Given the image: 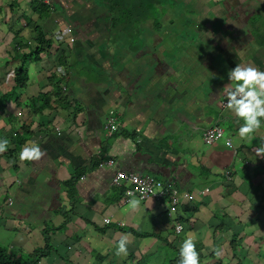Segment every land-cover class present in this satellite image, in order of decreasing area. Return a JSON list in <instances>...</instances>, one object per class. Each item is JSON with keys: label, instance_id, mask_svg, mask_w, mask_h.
<instances>
[{"label": "crops", "instance_id": "crops-1", "mask_svg": "<svg viewBox=\"0 0 264 264\" xmlns=\"http://www.w3.org/2000/svg\"><path fill=\"white\" fill-rule=\"evenodd\" d=\"M39 1H0V138L10 141L0 154V226L8 244L20 241L15 253L47 245L36 264H141L156 254L165 263L188 236L204 262L213 255L235 264L236 254L264 264V159L254 152L264 127L251 143L241 140L243 121L222 105L238 63L264 71V0H185L198 10L188 19L167 0H52L47 13ZM64 24L76 40L56 47ZM37 28L52 46L28 62L27 85L14 89ZM65 73V99L54 96L35 112L29 100L50 97ZM11 91L18 100L5 98ZM110 111L119 131L108 136ZM211 126L226 136L206 145L202 133ZM20 136L26 141L16 145ZM32 142L46 155L21 162ZM107 158L112 167L97 165ZM116 171L151 175L191 198L170 215L153 198L132 211L111 183ZM122 234L128 252L116 256Z\"/></svg>", "mask_w": 264, "mask_h": 264}, {"label": "clouds", "instance_id": "clouds-1", "mask_svg": "<svg viewBox=\"0 0 264 264\" xmlns=\"http://www.w3.org/2000/svg\"><path fill=\"white\" fill-rule=\"evenodd\" d=\"M230 81L223 88L226 97V104L223 106L230 111L240 124L238 132L241 140L251 143L254 140V133L264 127V71H261L251 64L238 63L234 69L228 72ZM227 146L231 142L225 140ZM10 145L7 138H0V154L5 153ZM255 155L264 159V144L254 149ZM46 152L35 142L31 146H25L20 154L21 162H38ZM146 189L141 190L138 198L135 193L128 192V206L130 210L136 211L140 207L141 200L145 198ZM152 200V197H151ZM176 230L182 231V225H177ZM128 234H122L118 240L115 255L126 256L128 252ZM219 256V252L215 253ZM179 264H200V253L196 250V244L192 238H185L179 249Z\"/></svg>", "mask_w": 264, "mask_h": 264}, {"label": "built area", "instance_id": "built-area-1", "mask_svg": "<svg viewBox=\"0 0 264 264\" xmlns=\"http://www.w3.org/2000/svg\"><path fill=\"white\" fill-rule=\"evenodd\" d=\"M40 1L43 4L49 6L51 9H53L52 0H40ZM75 40L76 39L74 37L72 26H70L69 24H64L61 26V32H59V35L55 37L54 45L56 47L59 46V43L61 41H66L67 43L72 44L75 42ZM66 79H67V73H65L61 77V80H63L64 83L66 82ZM62 90L63 91L67 90L66 83L62 85ZM224 104H226V97L222 101V105ZM104 128L108 136H111L112 134H115L119 131V127L116 123V116L113 111H110L108 115L106 116L105 122H104ZM58 129L59 128H57V130ZM225 136H226V133H225L224 128H222L221 126H211L203 131L202 141L206 145H212L215 142L224 139ZM227 140L230 141L229 139ZM114 163L115 161L113 159H108L106 161H103L99 165V167H103V166L112 167ZM111 183L112 185L120 187L122 189V196H123V200L125 203H128V200H129V197L126 195V193L133 192L139 198L141 195V190L146 189L147 191L145 193V198L142 200H145L151 197L153 199H156L157 201H159V203H161V205L165 208V210H167L169 215L171 213L176 212L180 197L184 199L191 198V195L189 193L179 191L178 188H176L173 185V183H169V184L167 183V185H163L160 180L150 175H138V174L130 173V172L116 171L115 174L113 175ZM162 200H164V202ZM6 205L7 206L12 205L11 198H8ZM104 223L109 224L110 220L104 219ZM177 225H182V224L177 223L176 226ZM176 226H175V232L179 234L181 231L178 233L176 230Z\"/></svg>", "mask_w": 264, "mask_h": 264}, {"label": "trees", "instance_id": "trees-1", "mask_svg": "<svg viewBox=\"0 0 264 264\" xmlns=\"http://www.w3.org/2000/svg\"><path fill=\"white\" fill-rule=\"evenodd\" d=\"M38 4L42 6V8L45 9L46 13L48 12V10H46L47 8L51 9L49 6L43 4L41 1H39ZM35 33H36V38L34 40L35 47L32 49V52L21 54V57L19 58L21 62L14 70V86H13L14 89H21L27 85L28 75H27L26 67H27L28 62L37 61L39 59L40 54L50 51V47L52 45L50 40L45 39L44 33L39 28L35 29ZM58 83H59L58 85L54 86V91H52L53 93L50 95V97L47 94V95H41L38 98H32L29 100L30 104L32 105L31 107L33 108L35 112H38V111L40 112L46 107H49L50 101L54 96L59 97V101H62L63 99H65V97L62 96L63 94L65 95V91L62 90V85L65 83L61 79L59 80ZM15 93H16L15 91H11L8 94V96H6L5 98L18 100L20 94L18 91L16 94ZM25 131H27V129L23 130V132ZM56 131H57V135H61L62 132L59 129L57 130L56 128ZM29 134H30L29 132L25 133V135H29ZM20 138L21 136L17 139L16 145L18 143L22 145V143L26 141L25 137L22 138L21 141L19 140ZM108 159L110 158L100 160L97 163V165L99 166L103 161H106ZM181 199L182 197H180L179 201ZM46 242H48V239L46 240ZM238 244H239V241L237 239H233L231 241V249L233 253L236 251V247ZM38 250L39 251L41 250V251L39 252ZM48 251H49V247L47 245L42 249H36L31 254H22L21 252L13 253L6 247L0 246V264H36L41 258L45 257L48 254ZM234 258L236 259L235 264H249L251 262L250 258H239L238 256H236V254H234ZM203 259L204 258H200V264H224L223 260H221L220 258H216L213 255L209 256L208 260H206L205 262L203 261ZM248 260H250V262ZM141 264H151V263L143 262ZM161 264H179V251H178V255L175 258L168 259L165 263H161Z\"/></svg>", "mask_w": 264, "mask_h": 264}, {"label": "rangeland", "instance_id": "rangeland-1", "mask_svg": "<svg viewBox=\"0 0 264 264\" xmlns=\"http://www.w3.org/2000/svg\"><path fill=\"white\" fill-rule=\"evenodd\" d=\"M185 0H183V1H178V0H167L165 3H166V5L168 6V7H170V11L172 12V13H174V12H177V11H183V10H186V15H184V16H186L185 17V19H188L191 15H196L197 13V9H196V11H194V8H189L188 7V5H187V1H185ZM196 2H198V1H195L194 2V5H197V3ZM172 18H174L175 19V17L174 16H172ZM171 27H173V26H169V28H171ZM188 31V30H187ZM189 32H184L183 34H182V37L183 38H185V39H188L189 38ZM189 40L190 39H188V40H185V42L186 43H188L189 42ZM173 52H170L169 50H167L166 49V51H165V56L166 57H170V56H172V55H174V54H172ZM16 134L14 133V136H15ZM186 238H189L188 236H186ZM8 238H6V233H5V230L0 226V246H2V247H6L7 249H9L11 252H15L12 248H14L15 246H17V248H19L20 247V241H17L16 242V244H15V246L13 245V244H8ZM15 249V248H14ZM42 249V248H41ZM33 250V249H32ZM31 250V251H32ZM39 251V250H38ZM37 251V252H38ZM41 251V250H40ZM39 251V252H40ZM261 255L262 256H264V241H263V243H262V252H261ZM162 259L163 258H160V256H158L157 254L155 255V256H153L152 258H148V261L151 263V264H161V262H162ZM232 262V261H231ZM262 263H264V258L262 259ZM232 264H234V262H232Z\"/></svg>", "mask_w": 264, "mask_h": 264}, {"label": "water", "instance_id": "water-1", "mask_svg": "<svg viewBox=\"0 0 264 264\" xmlns=\"http://www.w3.org/2000/svg\"><path fill=\"white\" fill-rule=\"evenodd\" d=\"M206 87H207V86H203V87H202V90H205V89H206Z\"/></svg>", "mask_w": 264, "mask_h": 264}, {"label": "flooded vegetation", "instance_id": "flooded-vegetation-1", "mask_svg": "<svg viewBox=\"0 0 264 264\" xmlns=\"http://www.w3.org/2000/svg\"><path fill=\"white\" fill-rule=\"evenodd\" d=\"M170 37H171L170 41H172V40H173V39H172V38H173V35H172V36H170Z\"/></svg>", "mask_w": 264, "mask_h": 264}]
</instances>
